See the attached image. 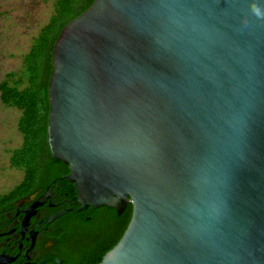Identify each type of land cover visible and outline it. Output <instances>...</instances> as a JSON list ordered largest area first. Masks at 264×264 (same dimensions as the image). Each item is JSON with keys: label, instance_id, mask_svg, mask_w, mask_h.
Returning <instances> with one entry per match:
<instances>
[{"label": "water", "instance_id": "95a60500", "mask_svg": "<svg viewBox=\"0 0 264 264\" xmlns=\"http://www.w3.org/2000/svg\"><path fill=\"white\" fill-rule=\"evenodd\" d=\"M254 7L264 14V0H94L61 30L51 154L69 167L76 212L133 207L98 264H264V15Z\"/></svg>", "mask_w": 264, "mask_h": 264}, {"label": "trees", "instance_id": "16d2710c", "mask_svg": "<svg viewBox=\"0 0 264 264\" xmlns=\"http://www.w3.org/2000/svg\"><path fill=\"white\" fill-rule=\"evenodd\" d=\"M93 1L53 0L48 20L39 25L37 33L32 35L28 50L21 53L20 65L5 72L0 79L1 104L18 113L17 130L22 138L19 146L9 150L10 165L23 174L20 182L0 194V203L23 195L46 177L50 179L51 166H65L53 158L47 141L48 84L53 47L63 27L89 8ZM2 13L0 11V18ZM91 211L90 208L69 217L72 229L66 239L72 248L68 264H98L122 237L130 219L131 205L123 215H118L109 207H102L98 210L96 223L87 220ZM114 222L119 228L112 229L109 236L108 227ZM110 237L111 241L106 243Z\"/></svg>", "mask_w": 264, "mask_h": 264}, {"label": "flooded vegetation", "instance_id": "af4514ba", "mask_svg": "<svg viewBox=\"0 0 264 264\" xmlns=\"http://www.w3.org/2000/svg\"><path fill=\"white\" fill-rule=\"evenodd\" d=\"M64 165L51 166L50 179L46 177L35 183L32 189L23 195L13 196L0 203V264H68L72 248L66 239V235L68 232L71 234L72 229L69 217L79 213L75 211L79 203L74 184L66 178L70 172L69 167ZM43 194H46L43 205L37 206L27 216L26 209ZM129 205L131 219L133 210L131 203L120 215L126 212ZM65 209H68V212L64 215L51 222L47 220L51 215ZM91 209L87 220L96 223L98 210L102 207ZM118 226L117 222L109 226L107 235H112L111 230L119 228ZM110 241L111 237L106 243Z\"/></svg>", "mask_w": 264, "mask_h": 264}, {"label": "rangeland", "instance_id": "374dc122", "mask_svg": "<svg viewBox=\"0 0 264 264\" xmlns=\"http://www.w3.org/2000/svg\"><path fill=\"white\" fill-rule=\"evenodd\" d=\"M53 0H0V79L21 63V53L28 50L38 26L46 23ZM18 113L0 101V194L22 178V172L10 165L9 150L21 144L17 130Z\"/></svg>", "mask_w": 264, "mask_h": 264}, {"label": "clouds", "instance_id": "9594fccd", "mask_svg": "<svg viewBox=\"0 0 264 264\" xmlns=\"http://www.w3.org/2000/svg\"><path fill=\"white\" fill-rule=\"evenodd\" d=\"M253 11L255 12V14L257 15V16H262V15H264V14H262L261 13V11H260V9L259 8H253Z\"/></svg>", "mask_w": 264, "mask_h": 264}]
</instances>
